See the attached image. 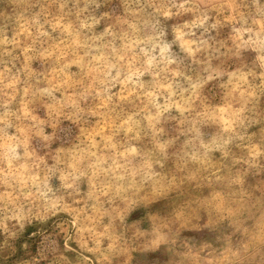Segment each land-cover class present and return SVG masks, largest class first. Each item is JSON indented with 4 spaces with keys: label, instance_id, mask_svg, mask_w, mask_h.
<instances>
[{
    "label": "clouds",
    "instance_id": "1",
    "mask_svg": "<svg viewBox=\"0 0 264 264\" xmlns=\"http://www.w3.org/2000/svg\"><path fill=\"white\" fill-rule=\"evenodd\" d=\"M0 264H264V0H0Z\"/></svg>",
    "mask_w": 264,
    "mask_h": 264
}]
</instances>
